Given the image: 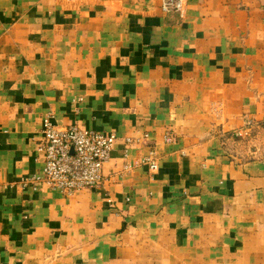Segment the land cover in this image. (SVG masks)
<instances>
[{
    "label": "crops",
    "instance_id": "0c3cea01",
    "mask_svg": "<svg viewBox=\"0 0 264 264\" xmlns=\"http://www.w3.org/2000/svg\"><path fill=\"white\" fill-rule=\"evenodd\" d=\"M47 113L115 135L99 189L20 187ZM0 264H264V0H0Z\"/></svg>",
    "mask_w": 264,
    "mask_h": 264
},
{
    "label": "built area",
    "instance_id": "2783aa9c",
    "mask_svg": "<svg viewBox=\"0 0 264 264\" xmlns=\"http://www.w3.org/2000/svg\"><path fill=\"white\" fill-rule=\"evenodd\" d=\"M170 6L179 13L183 24L198 28L203 25L202 14L192 5L183 1L174 4L163 2V12H168ZM254 129L255 124L247 120L244 128L232 132V137L249 141ZM38 133L41 137L36 144V151L42 157V167L38 174L23 178L19 182L20 187L38 190L47 186L66 196L100 188L103 181L102 166L109 159L116 141L114 134L103 135L93 130H81L76 126H59L52 122L50 113L41 118ZM146 138L148 136L144 135L143 138L124 139V142L140 143ZM172 139V134L168 133L164 135L163 142L168 145ZM152 154L143 157L137 164L146 165L149 170L155 171L157 158ZM126 157V153H123V159ZM127 167L129 165L125 162L123 168Z\"/></svg>",
    "mask_w": 264,
    "mask_h": 264
},
{
    "label": "rangeland",
    "instance_id": "374dc122",
    "mask_svg": "<svg viewBox=\"0 0 264 264\" xmlns=\"http://www.w3.org/2000/svg\"><path fill=\"white\" fill-rule=\"evenodd\" d=\"M176 2H178V1H176ZM194 8V7H193ZM171 9L172 10H174V8L173 7H171L170 9H169V11L168 12H163V9H162V4H161V10H162V13H163V15L164 16H166V14H168L170 11H171ZM174 11H176V10H174ZM177 12V11H176ZM178 13V12H177ZM178 15H179V13H178ZM180 17V16H179ZM181 19V18H180ZM182 21V20H181ZM183 24V23H182ZM183 25H185V24H183ZM185 26H187V25H185ZM189 27V26H188Z\"/></svg>",
    "mask_w": 264,
    "mask_h": 264
}]
</instances>
